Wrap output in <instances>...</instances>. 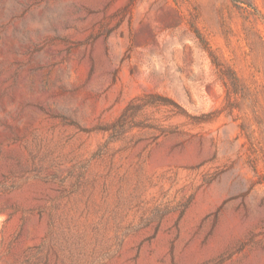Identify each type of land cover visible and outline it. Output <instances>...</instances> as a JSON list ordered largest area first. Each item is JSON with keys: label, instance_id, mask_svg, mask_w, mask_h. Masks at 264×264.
<instances>
[{"label": "rangeland", "instance_id": "obj_1", "mask_svg": "<svg viewBox=\"0 0 264 264\" xmlns=\"http://www.w3.org/2000/svg\"><path fill=\"white\" fill-rule=\"evenodd\" d=\"M0 264H264V0H0Z\"/></svg>", "mask_w": 264, "mask_h": 264}]
</instances>
